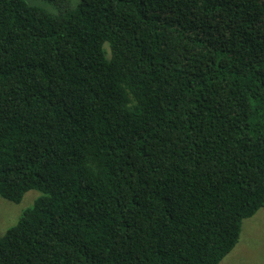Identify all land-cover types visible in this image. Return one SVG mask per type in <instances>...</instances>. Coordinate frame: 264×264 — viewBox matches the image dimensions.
Wrapping results in <instances>:
<instances>
[{"label":"trees","instance_id":"16d2710c","mask_svg":"<svg viewBox=\"0 0 264 264\" xmlns=\"http://www.w3.org/2000/svg\"><path fill=\"white\" fill-rule=\"evenodd\" d=\"M33 190L0 264H220L264 208V0H0V197Z\"/></svg>","mask_w":264,"mask_h":264},{"label":"rangeland","instance_id":"374dc122","mask_svg":"<svg viewBox=\"0 0 264 264\" xmlns=\"http://www.w3.org/2000/svg\"><path fill=\"white\" fill-rule=\"evenodd\" d=\"M39 197L40 193L34 190L29 191L19 204L0 197V237L18 223ZM220 264H264V208L244 221L238 245Z\"/></svg>","mask_w":264,"mask_h":264}]
</instances>
